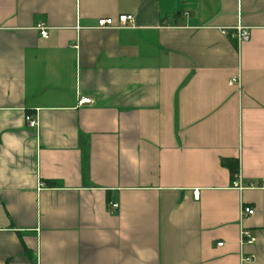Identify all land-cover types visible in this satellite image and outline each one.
Wrapping results in <instances>:
<instances>
[{"label":"crops","instance_id":"1","mask_svg":"<svg viewBox=\"0 0 264 264\" xmlns=\"http://www.w3.org/2000/svg\"><path fill=\"white\" fill-rule=\"evenodd\" d=\"M0 264H264V0H0Z\"/></svg>","mask_w":264,"mask_h":264},{"label":"built area","instance_id":"2","mask_svg":"<svg viewBox=\"0 0 264 264\" xmlns=\"http://www.w3.org/2000/svg\"><path fill=\"white\" fill-rule=\"evenodd\" d=\"M134 21V17L132 14H125V13H120L118 14L115 18L112 17H100L96 19V24L95 27L99 29H123V28H129L132 27ZM37 29L39 30V33L42 37H47V28L43 24H37ZM222 34L231 38L237 43L247 41L249 39L250 33L248 29L244 26H241L238 24L234 28H224L221 30ZM240 77L238 75L233 76L229 83L234 84L237 83L239 84ZM80 103H91V100L88 98H81ZM25 121L27 125L30 128H37L38 127V121L37 117L27 113L25 115ZM240 174L237 172L234 174V179L232 180L231 184L232 186L237 189V190H243L245 186L241 184V179H240ZM199 192L198 190L193 191V198L198 199ZM108 211L110 213H114L117 208H118V203L116 201L109 200L108 201ZM253 209H251L248 206H244L241 209V215H249L253 214ZM255 237L252 236L247 230L241 227L240 230V246H244L245 244H251L254 243ZM223 242H217V246H221ZM254 258V255H248L244 256L242 258V261H251Z\"/></svg>","mask_w":264,"mask_h":264},{"label":"trees","instance_id":"3","mask_svg":"<svg viewBox=\"0 0 264 264\" xmlns=\"http://www.w3.org/2000/svg\"><path fill=\"white\" fill-rule=\"evenodd\" d=\"M223 163L229 168L231 176H233L237 170V160L225 159Z\"/></svg>","mask_w":264,"mask_h":264}]
</instances>
